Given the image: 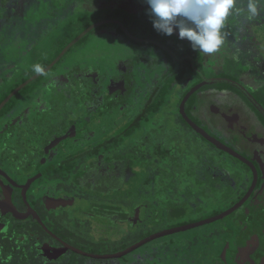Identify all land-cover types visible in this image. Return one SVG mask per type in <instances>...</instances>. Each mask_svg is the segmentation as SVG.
Listing matches in <instances>:
<instances>
[{
    "label": "flooded vegetation",
    "instance_id": "flooded-vegetation-1",
    "mask_svg": "<svg viewBox=\"0 0 264 264\" xmlns=\"http://www.w3.org/2000/svg\"><path fill=\"white\" fill-rule=\"evenodd\" d=\"M86 1L88 2L85 7L93 12L103 8L116 10L105 15L103 20L118 23L95 28L106 32L99 34L108 38L105 40L107 43H103L104 47L108 51L112 49L111 45L120 46L122 49L121 44L125 41L123 49L127 52L136 51L138 56L122 60L124 55L110 50L118 55L117 58L114 57L118 64L101 67L100 55L85 49L81 53L79 64L70 65L76 59L75 56L69 57L68 61L63 60L71 52L72 46L63 56V60L62 57L42 75L46 76L41 79L42 83L39 85L42 87L39 90L19 95L4 105L0 111V237L12 244L31 245L40 255H43L44 248V254L50 260L59 262L72 252L68 250L58 256L59 250L64 249L66 244L80 249L76 238L85 241L86 238L91 241L93 237L96 240H111L109 233L123 228H137L136 231H141L144 226H150L151 220L155 221L160 230L152 233L155 235L214 219L233 210L227 216L206 224H213L212 227L223 232L222 245L217 247V254L210 264H264L262 37L255 36L251 39L242 33L239 54L232 49L230 42H225L218 52L205 55L192 51L187 41L179 40L173 35L172 43L180 46L177 51L172 43L164 41L168 38L139 35L124 18L115 16L116 12L119 15L124 13L128 17L131 14L144 15L148 6L143 1ZM23 19H18L20 24ZM59 21L57 18L54 22ZM98 21L100 20L95 19L93 23ZM35 22L38 25L32 30L31 36L33 35L34 41H38L39 35L45 34L46 29L43 28V19ZM242 26V32L250 27L245 24ZM48 29L49 27L47 31ZM130 35L146 42H137ZM115 38H118V43H115ZM148 41H156L166 48ZM250 41L258 44L259 48ZM67 42L65 47L71 43ZM129 44L148 48H125ZM122 52L120 50V54ZM61 60L62 64L59 63ZM142 64L149 73L159 68L163 69L162 73L154 75L149 81L146 79L149 74L147 73L144 81V71L140 69ZM43 67L47 68L48 65ZM33 75L34 73L26 79ZM214 78L229 79L240 86L205 85L195 91L182 108L184 99L195 87L204 82V79L207 81ZM41 80H38L39 83ZM47 90L50 94H47ZM165 94L171 95L167 102L164 99ZM57 96L60 97L55 98ZM143 97L146 107H154L158 102L171 110L176 107L175 117L171 116L175 127L167 126L159 120L156 123L162 135L157 132L154 134L156 139L151 138L153 135H147V142L152 143L147 146V151L151 150L148 153L152 157L146 155L147 175L145 174L143 188L147 191L141 190L139 193L146 195L140 196V199L145 200L125 208L114 197L118 190L120 192L126 185L136 181L135 178L139 176L136 167L139 166H135V160L126 153L116 151L115 139L109 137L107 125L116 111L128 107L131 108L134 123L140 124L145 116L140 110L137 111V105L138 100ZM71 98L78 101L70 104ZM66 101L69 103L56 112L55 109L61 108V103ZM30 118L37 125L28 124ZM193 125L203 130L213 141ZM113 126L117 128L118 124ZM9 138H17V145L21 146L20 153L17 154L13 149V153L7 155ZM32 141L35 142L33 146ZM214 141L232 152L221 148ZM27 142L32 148L31 151L26 149ZM165 159L168 162L162 167ZM195 160L198 163L193 166ZM7 161L13 165L12 172L3 166ZM167 165L179 166L181 170L193 166L190 177L196 183L190 185L185 181L180 182L178 186L181 191L170 187L171 184L168 186L166 180L159 179L163 170L167 173L173 172ZM173 182L177 184L176 180ZM84 188H89L90 193L84 194ZM180 197L182 201L177 200ZM71 201L79 203L73 204ZM209 205L214 207H209L204 214L203 210ZM70 210L73 213H68ZM60 211L65 212L61 215ZM102 215L105 219L100 220ZM70 219L84 225L82 234L74 233L77 228L74 232L66 228L64 221ZM52 221H57L58 224L54 227ZM106 227L109 228L107 237L101 232ZM210 232L202 236L206 241L201 240L198 247H194L189 240L177 244L169 238L166 242L161 241L159 247H150L151 253L134 257L141 262L146 258H153L156 248L163 252L172 247L180 250V256L175 257L176 264H197L200 256L198 253L197 256L192 254L194 251H207L209 248V253L214 252L215 239ZM165 237L144 246L164 240ZM135 252L136 250L133 254ZM165 256L168 260L169 254Z\"/></svg>",
    "mask_w": 264,
    "mask_h": 264
},
{
    "label": "rangeland",
    "instance_id": "rangeland-1",
    "mask_svg": "<svg viewBox=\"0 0 264 264\" xmlns=\"http://www.w3.org/2000/svg\"><path fill=\"white\" fill-rule=\"evenodd\" d=\"M52 1L55 3L54 7L56 6V8L52 7L53 6L51 3ZM87 2L88 1L86 0H50V2L48 1L46 3L42 2L38 4L36 7L34 6L33 8L27 10L26 15L27 16L29 15V18L24 17V19L31 20L33 18V20L31 21L32 25H30L31 27H34L32 30L36 29V26L38 25V23L35 21L43 19V23H44L43 28H45L46 31H45V34L42 33L39 35L40 39L38 41L31 42L32 36H33V35L31 36L32 33L29 34L27 32L25 34H22V32L17 30L18 28L21 27L17 25L19 17L17 18L15 17L14 19H11L10 22L8 21V23L4 25L5 27H8L7 28L8 30H12L13 35H16V36L13 37V40L10 41L9 44L8 43L6 44V42L4 41L0 43V50H1L0 60H2L1 62L10 63L8 67H4L2 72H0V101L3 98H5L0 103L1 109L4 107L3 106L4 103L5 102L8 103L12 98L14 99V98H17L19 95L29 94L32 91L39 90L42 87L40 86L42 83L41 79H45L46 75L39 77L36 81H33V83H30L28 86H26L25 89H22L21 91H19L13 97L10 98V96L20 86L25 84L32 77L38 75L37 73L32 72L34 71L32 67L33 65L40 64L41 66H44L46 63H49L47 67L49 68L51 64L56 60V58L64 51V49L66 48L65 44L67 40H69V37L72 34L74 33L75 35L78 34L79 29L80 30L83 29L85 26L89 24V22H92L95 19L100 20L98 22H101L105 15L112 13V10L107 9V8H103L99 11L93 12L89 10L87 7H85ZM66 6H70L72 10L70 12L64 13L65 17L62 18L59 22H54L57 19L56 15H59V13H57L56 10L57 9L63 10L65 9ZM115 16L124 18L127 21V23L131 26V29L135 31L136 33H138L139 35L142 34V35L150 36V35H154L155 33H157L159 38L166 37L168 39H164V41L166 40V42L172 43L173 38L171 36L169 37V36L159 34L153 29L151 18L149 17L147 13H145V15L131 14L129 18L124 13L123 15H119L116 12ZM24 19L21 22L22 24L25 22ZM146 20L148 21L147 23L144 24L143 22ZM93 24H91L89 27H91ZM48 27L49 29L47 31ZM89 27H87L81 33H79L78 36L81 35L84 31H86ZM96 29L95 30L93 29L94 31L92 30L93 31L92 33L87 34L88 36L85 35L86 37L84 36L82 39H80L78 41L79 43L77 42L71 48L72 50L68 54V56H65L67 58L63 60L64 59L63 57L62 60L68 61L69 57L75 56L76 59L71 61L70 65L79 64V60L81 59L80 58L81 53L85 49L91 50L92 52H94V54L96 53L100 55V58L102 59V61H100L101 67L116 66V64H118L116 62L118 60L114 59V57L118 55L117 54L114 55L113 53H111V51L112 52L119 51L118 53L119 55H124V59L122 60H127V59L129 60L131 58H134L132 57L134 55L138 56L136 51L134 52L132 50L131 52L130 51L127 52L125 51V49H123L124 44H126L125 41L121 44L122 49L120 46L111 45L112 49H110L111 51L110 50L108 51V49H106L103 44V43H107L105 42V40H107L108 38L104 37V35L103 36L99 35L102 33H106L105 30H96ZM123 29L124 31H126L124 27ZM20 30H23V29H20ZM76 38H74L73 40H75ZM117 39L118 38L114 39L115 43H118ZM120 41L122 42L123 40H120ZM115 43L114 45H116ZM171 45H173V47H175L177 51H179L178 48H180V46L178 45V43H177L178 47L176 46L175 43L174 44L172 43ZM125 46H126L125 48L131 46V47L138 48L139 50L148 48V47H144V45L135 46V44H132V45L129 44ZM120 50L123 51L122 54H120ZM62 60L59 62L60 64H62L63 62ZM93 64H95V62ZM140 69L144 71L143 79L145 81V76H146L145 74L149 72L148 70H146V66L143 64L140 66ZM162 70H163L162 68L156 69L155 71L149 73L146 79L148 81L151 80L154 75L161 74ZM33 73L34 75L27 80L26 78H28ZM24 80H27V81H24ZM38 80H41L40 83ZM47 94H50L49 90H47ZM59 97L60 96H57L55 98H59ZM76 98H71V100L69 101L70 104H74L75 102H77L78 100H76ZM164 99L166 102L169 101L171 99V95L165 94ZM144 100H145V97L139 99L138 100L139 104L137 105V111L140 110V112H142L145 116L143 120H141L140 124L134 123L135 122L133 120L134 118H132V113H130L131 108L128 107V108H125V110L120 108V111H116L112 115L114 116V118L112 117V120L108 121V125H107V131L108 133L110 132L109 137L112 136V138L114 137L113 139H115L116 151L121 152V153H126L127 156L135 160V163H136L135 166H139V167H136V171L139 172L138 174L139 176L135 178L136 181L131 185H126V187H124L123 190L120 189L121 190L120 192L118 190L117 194L114 197L115 201L117 203L121 202L123 207L125 208L132 207L136 205L138 201L142 202L145 200V199H140V196H146V195H144L143 193L142 194H139V193L141 190L143 192L147 191L145 188H143L144 181H145L144 179L147 175L146 160H148V158L146 155H149L152 157V155L148 153V151H151V150L147 151L148 149L147 146L152 145V143L147 142V138H146L147 135H153L151 137L153 139H156V136L154 134H157V132H160V136L162 135V131L161 129L158 128L159 125H157L156 123V121H159V120L163 121V123L167 126L170 125L172 128L175 127V125L172 124L171 119L173 120V118L171 116L175 117L174 115L176 112V107H174V109L171 110V109H168V107H165L164 105H162L161 102H158L154 107H151L152 105L146 107L147 105L144 103ZM69 102L68 101L62 102L61 103L62 107L59 109H55V111L57 112L63 109L65 105H67ZM173 104L174 105L176 104V100L174 101ZM32 121L30 118V122L28 124H34V122ZM115 123L118 124L117 128L116 126H113ZM43 124H45V122ZM34 125H37V124L35 123ZM17 142H18L17 138L8 139L7 147H6L7 155H11L13 153V149L16 150L17 154L20 153L19 151H20L21 146L17 145ZM31 143H32V146L35 145L34 141H32ZM26 146H27L26 149H28L29 151L32 150L28 142L26 143ZM138 149L140 150V152H136ZM167 162H168L167 159L163 160L162 167L166 166ZM194 163L195 164H193V166L197 165L198 161L196 162L195 160ZM3 166L6 167L9 171H11V169L13 168V165H11L10 162L8 161ZM193 166L188 167V169L181 170L179 169L180 168L179 166L176 167V165H167V167L173 172L167 173L166 170H163V173L161 174V177L159 179L166 180L165 183H167L168 186L171 184L170 187H175L174 189H177V188L180 189L178 185L180 184V182H183V181L189 183L190 185H193L196 183V180H193V177H190L192 176L191 173L194 169ZM185 177L191 178L192 180H184L186 179ZM175 180L177 184L173 182ZM84 189L85 190L83 191V193L87 194L89 192V188H84ZM160 193H162V191H160ZM181 193L182 192H180V194ZM156 199H160V198L156 197ZM177 200L182 201L183 199L180 197ZM211 204H212V201H211ZM209 207H211V205L205 207V209L203 210L204 214L208 212ZM213 207L214 206H212L211 208ZM64 212L65 211H60L59 214L63 215ZM69 212H72V211L70 210L68 211V213ZM80 218L82 219V216H80ZM102 219H105V217ZM56 222L57 221L53 222V224H55L54 227L56 226V224H58ZM64 224L66 225V228L69 229L71 232H74V229L77 228L75 229V232H74L77 235L82 234L83 229L85 230L83 224L76 223L72 219L65 220ZM49 225H51L52 227V224H50V222H49ZM211 225L213 226V224H210V225L203 226L200 229H192V230H189V232L185 231V232H181L178 234H174V236H171V237L170 236L165 237L164 240H158L157 242L152 243L149 246H143L142 248L136 250L134 254L133 252L130 253L129 255L125 256L124 259H121L120 262L124 263V260L136 261L134 257L135 255H138V257L140 256L143 257L148 252L151 253V249L149 251L150 247L152 249H153V246L159 247V245L161 244V241L166 242V240H169V238L171 241L175 240L174 242H176L177 244L182 243L183 240H189L190 243L194 247H198V244L201 240H203L204 242L206 241V239H203L202 236L208 233L209 231H211L209 234L213 236V238L215 239L214 248H213L214 252L209 253L210 249L208 248L207 251L202 249L200 251L197 250L192 253L196 256L198 253V255L200 256V259L197 264H210L211 261H214L213 260L214 255L217 254L216 253L217 247L222 245V241H223V239H221V235L223 233L222 230L219 228L212 227ZM136 229H133V228L124 229L123 228V229L115 231V233H117L115 234V233H109V228L106 227L105 230L101 231L99 229V231L103 232L104 233L103 235L105 237H107L109 233V235H111V240H107V239L102 240L100 238L96 240L94 237H93V240L91 241H88V238H86V241L83 239L81 240V238H76V239H77V242L79 241L80 243L78 247H80V249H82L85 252L97 254V255H110V254H115L117 252H120L121 250H125L129 248L135 242L147 238L149 235H152V233L160 232L158 227H156L155 225V221L153 222L152 220H151L150 226L148 227L144 226L143 230L140 229L141 231H136ZM108 241H111V242H108ZM156 249H157L156 253H154L155 250H153L152 252L154 253L153 258L151 257L146 258V260L141 261L142 264H172L168 262L165 255L169 254V255H174L175 257L180 256V250H177L172 247H169L166 251L163 250V252L159 248H156ZM193 259H195V257H193Z\"/></svg>",
    "mask_w": 264,
    "mask_h": 264
},
{
    "label": "clouds",
    "instance_id": "clouds-1",
    "mask_svg": "<svg viewBox=\"0 0 264 264\" xmlns=\"http://www.w3.org/2000/svg\"><path fill=\"white\" fill-rule=\"evenodd\" d=\"M153 29L165 36L176 35L191 50L210 55L225 43L223 29L232 16L251 22L264 16V0H144ZM238 4L244 6L237 7ZM45 74L40 64L32 66Z\"/></svg>",
    "mask_w": 264,
    "mask_h": 264
},
{
    "label": "trees",
    "instance_id": "trees-1",
    "mask_svg": "<svg viewBox=\"0 0 264 264\" xmlns=\"http://www.w3.org/2000/svg\"><path fill=\"white\" fill-rule=\"evenodd\" d=\"M50 2V0H0V43L6 42V44L13 40V37L16 35H13L12 30H8V27H5L4 25L10 22L11 19H14L15 17H26L29 18V15H26V11L36 7L40 3H46ZM105 1V0H104ZM107 1V0H106ZM143 1L144 0H140ZM52 7H54L55 3L52 1ZM244 5L238 4L237 7H242ZM56 8V6L54 7ZM63 9V8H62ZM72 8L70 6H66L65 9L60 10L57 9L56 12L59 13V15H56L59 20L65 17L64 13L70 12ZM63 11V12H62ZM116 10H112L114 12ZM145 15V14H144ZM43 16V15H42ZM25 22L20 25V22L18 21L17 25L21 26L17 30L22 32V34L25 33H33L32 27L30 25L32 19H24ZM97 20V19H96ZM95 21V20H94ZM89 22L87 26H85L83 29H79V33H81L84 29L89 27L93 22ZM245 24L248 27L245 31H241L242 26ZM23 29V30H20ZM225 33V42H230V46L233 50L237 51V54H239V44H240V35L243 33L245 36H248L249 38H254L255 36L262 37V41H264V16L257 20H253L251 22L244 19L243 16H232L228 19L225 28L223 29ZM19 33V32H18ZM78 33V34H79ZM78 34L75 35L72 34L69 37V42H71L75 37L78 36ZM157 33L154 34V38H156ZM33 37H32V41ZM251 43L255 44L254 42L250 41ZM258 48L259 45L255 44ZM1 51V50H0ZM258 51V50H257ZM1 58V55H0ZM0 60V72H2L4 67H8L10 63L1 62ZM49 63H46L45 65H48ZM32 248L31 245H27L26 243H22L20 245H16L5 242L0 237V264H142L139 259H135L136 261H128L124 260V263L120 262L121 259H113V260H97L88 258L85 256L78 255L74 252H70L65 258L60 260L59 262H53L50 260L43 252V255H40L38 251ZM146 260V259H145ZM174 255L168 256V262L172 264H176V260ZM126 262V263H125ZM135 262V263H134Z\"/></svg>",
    "mask_w": 264,
    "mask_h": 264
},
{
    "label": "water",
    "instance_id": "water-1",
    "mask_svg": "<svg viewBox=\"0 0 264 264\" xmlns=\"http://www.w3.org/2000/svg\"><path fill=\"white\" fill-rule=\"evenodd\" d=\"M113 22H115V23H118V22H116V21H113V20H104V21H101V22H98V23H95V24H93L91 27H89L86 31H84L81 35H79L75 40H73L69 45H68V47H66L65 49H64V51L56 58V60L51 64V66L49 67V68H47V69H45V73L47 72V71H49L55 64H57V62L66 54V53H68V50L72 47V46H74L80 39H82L85 35H87L90 31H92L93 29H95V28H97V27H100V26H102V25H105V24H109V23H113ZM120 25H122L123 27H124V25L122 24V23H120ZM131 36V38H133L135 41H137V42H146L145 40H138V39H136V38H134L132 35H130ZM148 42H150V43H153V44H156V45H159V46H161V47H163V48H166L164 45H162V44H160V43H158V42H156V41H148ZM40 76H42V75H36V76H34V77H32L29 81H27L25 84H23L22 86H20L11 96H10V98L11 97H13L16 93H18L19 91H21L22 89H24L27 85H29L32 81H34L35 79H37V78H39ZM208 84H211V85H214V84H231V85H234V86H237V87H239L240 85L239 84H237L236 82H234V81H232V80H229V79H224V78H214V79H210V80H207L206 81V79H204V82H202L199 86H197V87H195V89L194 90H192L187 96H186V98L184 99V102H183V104H182V108H184V105H185V103H186V101L188 100V98L195 92V91H197L198 89H200L201 87H203V86H205V85H208ZM9 98V99H10ZM8 99V100H9ZM7 100V101H8ZM253 101H254V99H252ZM6 104V102L4 103V105ZM257 106H258V104L257 103H255ZM3 105V106H4ZM260 107V106H259ZM0 110H1V108H0ZM195 128H198L196 125H193ZM198 131H200L201 133H203V134H205V132L203 131V130H201V129H199L198 128ZM206 135V134H205ZM207 136V135H206ZM67 137V136H66ZM208 137V136H207ZM209 138V137H208ZM209 140H211V141H213L212 139H210L209 138ZM214 143L215 144H217L218 146H221V148H223V149H226V151H230V152H232L230 149H228V148H226L225 146H223V145H221L220 143H217L216 141H214ZM235 154V153H234ZM72 202V201H71ZM73 204L74 203H79V201L77 202H75V201H73L72 202ZM72 204V205H73ZM80 205V204H79ZM103 208H106V207H103ZM233 210H231V211H229V212H226V213H224V214H222V215H220L219 217H216V218H214V219H208V220H205V221H202V222H200V223H196V224H193V225H189V226H186V227H181V228H178V229H173V230H169V231H165V232H162V233H157V234H155V235H152V236H150L149 238H147V239H145V240H142L141 242H139L138 244H136V245H134V246H131V247H129V248H127V249H125V250H122V251H120V252H117V253H115V254H110V255H97V254H92V253H88V252H85V251H83V250H80V249H78V248H75V247H73V246H70V245H65V248L64 249H61V250H59V254H58V256H62L63 254H65L68 250H70V251H72V252H74V253H76V254H78V255H81V256H85V257H88V258H92V259H97V260H113V259H120V258H123V257H125V256H127V255H129L130 253H132V252H134L135 250H137V249H139V248H141V247H143L144 245H146L147 243H149V242H151V241H154V240H156V239H159V238H161V237H165V236H167V235H170V234H174V233H178V232H181V231H186V230H190V229H192V228H195V227H200V226H203V225H206V224H209V223H211V222H214V221H216V220H218V219H221V218H223V217H225V216H227L228 214H230L231 212H232ZM105 216L104 215H102V216H100L99 217V219L100 220H103L102 218H104ZM42 251L44 252V253H46L45 252V249L44 248H42ZM47 256V255H46ZM47 257H49V256H47ZM50 258V257H49Z\"/></svg>",
    "mask_w": 264,
    "mask_h": 264
}]
</instances>
